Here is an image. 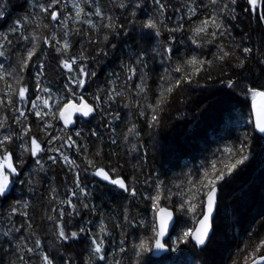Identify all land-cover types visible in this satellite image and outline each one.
<instances>
[{"label":"snow or ice","instance_id":"obj_1","mask_svg":"<svg viewBox=\"0 0 264 264\" xmlns=\"http://www.w3.org/2000/svg\"><path fill=\"white\" fill-rule=\"evenodd\" d=\"M10 7L0 0V264H146L152 253L175 264L182 245L206 253L224 217L220 193L250 162V142L264 149V0H25L14 19ZM242 16L262 26L255 46L236 31ZM114 55L118 70L89 92L94 65ZM49 67L61 87L44 82ZM213 72L239 97V116L227 107L220 120L250 128L179 179L145 174V135L154 146L176 93L206 87ZM124 157L137 161L130 173ZM97 194L117 207L102 211ZM249 247L243 264H264V239Z\"/></svg>","mask_w":264,"mask_h":264},{"label":"trees","instance_id":"obj_2","mask_svg":"<svg viewBox=\"0 0 264 264\" xmlns=\"http://www.w3.org/2000/svg\"><path fill=\"white\" fill-rule=\"evenodd\" d=\"M24 4L25 0H11L10 12L13 19L24 15L26 10ZM261 27L255 19L250 22L246 16H242L236 31L247 32L255 46ZM118 64L119 56L114 55L94 65L97 76L94 82H90L89 92L94 91L97 85H103L109 74L118 70ZM250 70H258L255 62L250 65ZM47 72L48 79L44 82L47 84L51 80L53 88L61 87L62 77L55 74L52 67H49ZM224 91L223 85L217 82V74L213 72V80L209 81L206 87L193 86L187 91L176 93L173 102L160 114L161 123L155 132L154 146L148 142L147 135L144 137L145 142L148 143L145 174L159 173L161 179H179L183 173L202 164L217 147L231 143L238 136H243L250 126L244 128L236 126L234 121L225 123L220 120L222 110L227 107H234L233 116H239L240 112L239 97L236 94L226 96ZM209 109L212 111L209 112ZM119 111L123 116L127 109L120 107ZM239 118L242 124V120L247 119V110L244 116ZM93 123L102 134L105 132L102 123L96 121ZM250 143L252 144L250 162H246L247 167L244 171L240 172L232 184L222 191L227 192L221 204V208L225 210L224 217L219 221L222 230L224 229V241L219 243V240L214 238L212 247L206 253L194 250L191 245H182L181 247L186 248V253L176 257L175 264H234V262L243 264L242 256L245 251H251L249 245L264 239V197L257 200L256 196L259 186H262L260 189L264 188V149L259 147L255 139ZM69 154L75 157V153ZM122 162L125 163V173L132 172V165L137 163L136 159L129 162L127 157H124ZM54 174L59 180L60 169H56ZM14 195L16 197L25 195L20 185L16 186ZM95 203L107 213L117 207L118 200L111 194L108 196L97 194ZM6 207V202H0V211ZM139 236L140 233L136 232L135 236L129 237L130 242L133 240L138 242ZM172 238L175 239V234ZM171 255L175 256L174 253ZM165 256L153 258L150 254L145 257V261L146 264H166L163 259ZM124 264H128L127 257Z\"/></svg>","mask_w":264,"mask_h":264},{"label":"rangeland","instance_id":"obj_3","mask_svg":"<svg viewBox=\"0 0 264 264\" xmlns=\"http://www.w3.org/2000/svg\"><path fill=\"white\" fill-rule=\"evenodd\" d=\"M244 120H246V119H244ZM244 120H242V123H243ZM263 186H264V183H263ZM260 187H262V186H259V189L257 190V195H256L257 196V200L258 199H261L262 197H264V188L260 189ZM226 193H227L226 191L224 193L223 192L220 193V196H221V204H222V202H224V199L226 198ZM221 225L222 224H220L218 222V229H217V234H216V237H215V240H219L218 241L219 243H222L224 241V239H225V236H223L224 235V233H223L224 232V229L222 230V226ZM217 260L218 261L220 260L219 257H217ZM217 260H215V261L213 260V261L217 263L218 262Z\"/></svg>","mask_w":264,"mask_h":264},{"label":"water","instance_id":"obj_4","mask_svg":"<svg viewBox=\"0 0 264 264\" xmlns=\"http://www.w3.org/2000/svg\"><path fill=\"white\" fill-rule=\"evenodd\" d=\"M78 119V118H77ZM165 239H167V238H165ZM165 255H167V254H164V253H152L151 254V256L153 257V258H160V257H163V256H165Z\"/></svg>","mask_w":264,"mask_h":264}]
</instances>
